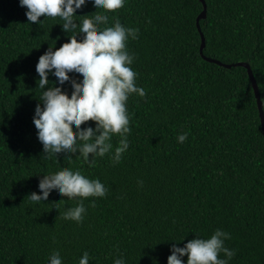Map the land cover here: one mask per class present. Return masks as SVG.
<instances>
[{"label":"trees","instance_id":"trees-1","mask_svg":"<svg viewBox=\"0 0 264 264\" xmlns=\"http://www.w3.org/2000/svg\"><path fill=\"white\" fill-rule=\"evenodd\" d=\"M204 1L200 30L201 0H126L116 12L88 4L77 14L107 15L101 28L119 20L139 30L127 49L146 93L127 101L131 131L121 161L113 164L110 153L89 167L78 153L71 162L40 159L33 123L43 91L36 65L50 45L71 39L63 21L42 16L41 26L31 25L19 0H0V264H48L54 251L63 264H79L84 252L90 264H168L173 243L184 247L217 229L230 234L228 264H264V130L254 88L245 68L203 58L249 64L264 112V0ZM64 93L70 97L68 85ZM88 125L95 127H81ZM112 143L114 152L118 137ZM69 167L107 189L83 201V223L62 218L79 198L53 192L48 202L29 203L46 173Z\"/></svg>","mask_w":264,"mask_h":264},{"label":"clouds","instance_id":"clouds-1","mask_svg":"<svg viewBox=\"0 0 264 264\" xmlns=\"http://www.w3.org/2000/svg\"><path fill=\"white\" fill-rule=\"evenodd\" d=\"M125 3L126 0H19L20 7L27 9L28 24L41 26L46 19L59 17L63 21L59 24L62 32L71 37L59 48L56 44L50 45L36 65L38 88L43 91L33 123L42 145L40 159L43 161L56 162L62 158L71 162L78 153L75 159L82 158L92 167L97 158L111 153L116 164L129 149L127 101L133 94L146 95L136 84L137 73L131 67L135 56L127 49V41L137 39L139 30L125 27L119 20L113 26L101 28L108 23L107 15L98 14L91 19H79L77 15L88 4L92 5V11L116 12ZM74 19L79 22L74 23ZM50 75L55 78L53 83L49 81ZM70 76L82 79L70 80ZM65 85L71 89L70 97L64 93ZM89 121L95 127H81ZM114 136L118 137V146L113 152ZM187 138V134L178 135V143H184ZM37 191L40 195H28L30 205L48 202L53 192L70 200L79 198L75 207L67 208L62 214L63 219L76 223H83L85 218V199L103 198L107 194L100 179L87 178L82 171L70 167L54 174L46 173L38 181ZM229 238V233L217 229L207 239L196 234L184 247L173 243L168 264H184V257H187L186 264H228L235 255L234 250L224 245ZM221 253L226 259H218ZM47 259L48 264H63L59 251ZM90 259L89 253L84 252L79 264H90ZM114 264H126V261L117 258Z\"/></svg>","mask_w":264,"mask_h":264},{"label":"water","instance_id":"water-1","mask_svg":"<svg viewBox=\"0 0 264 264\" xmlns=\"http://www.w3.org/2000/svg\"><path fill=\"white\" fill-rule=\"evenodd\" d=\"M201 2L203 3L204 10H203V12L201 13V15L198 18V28H199V30H200V22L202 20H206V18H207V5H206L204 0H201ZM201 36H202L201 55L203 56L204 55V50L206 48V40H205L203 34ZM203 58L209 63L217 64V65L222 66V67H224L226 69H231L233 67H242V68H245L248 71V75H249L250 80L252 82V85H253V88H254V92H255V96H256V99H257V102H258V106H259V110H260V114H261L262 125H263V130H264V112H263V107H262L261 95H260L259 87L257 85L256 79L254 77V74H253V71H252L250 65L247 64V63H243V62L236 63V64H223V63H221L219 61H216L214 59H211V58H207V57H204V56H203Z\"/></svg>","mask_w":264,"mask_h":264}]
</instances>
